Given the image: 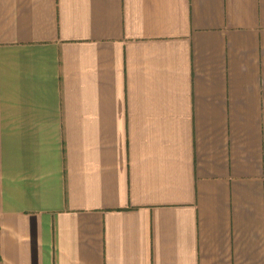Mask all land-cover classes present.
Masks as SVG:
<instances>
[{"label": "crops", "instance_id": "crops-1", "mask_svg": "<svg viewBox=\"0 0 264 264\" xmlns=\"http://www.w3.org/2000/svg\"><path fill=\"white\" fill-rule=\"evenodd\" d=\"M0 264H264V0H0Z\"/></svg>", "mask_w": 264, "mask_h": 264}]
</instances>
